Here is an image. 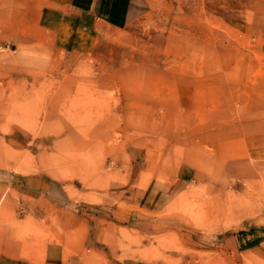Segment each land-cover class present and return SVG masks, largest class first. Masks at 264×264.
Segmentation results:
<instances>
[{
  "label": "rangeland",
  "instance_id": "374dc122",
  "mask_svg": "<svg viewBox=\"0 0 264 264\" xmlns=\"http://www.w3.org/2000/svg\"><path fill=\"white\" fill-rule=\"evenodd\" d=\"M0 264H264V0H0Z\"/></svg>",
  "mask_w": 264,
  "mask_h": 264
}]
</instances>
